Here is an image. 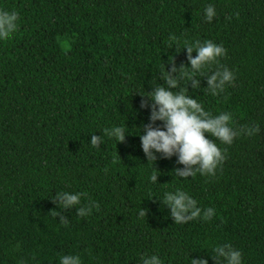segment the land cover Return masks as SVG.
<instances>
[{
    "label": "trees",
    "instance_id": "obj_1",
    "mask_svg": "<svg viewBox=\"0 0 264 264\" xmlns=\"http://www.w3.org/2000/svg\"><path fill=\"white\" fill-rule=\"evenodd\" d=\"M0 11L18 14L0 41V264H57L68 253L82 264H140L154 253L188 264L221 243L243 264H264V0H0ZM197 40L225 48L219 63L235 79L213 97L200 77L188 93L213 115L232 113L235 127L256 121L261 131L220 145L215 175L179 178L175 156L148 162L141 150L149 109L139 92L164 83L168 57L187 65L183 42ZM113 124L129 130L124 141L89 144ZM176 188L214 207L213 217L175 224L159 198ZM59 191L86 193L81 205L98 208L78 217L51 200Z\"/></svg>",
    "mask_w": 264,
    "mask_h": 264
},
{
    "label": "clouds",
    "instance_id": "obj_2",
    "mask_svg": "<svg viewBox=\"0 0 264 264\" xmlns=\"http://www.w3.org/2000/svg\"><path fill=\"white\" fill-rule=\"evenodd\" d=\"M202 15L205 21L211 22L216 16L214 6L210 3L205 5ZM17 19L18 14L15 11H0V41L10 38L18 27ZM169 40L173 45L176 43L175 37H169ZM170 48L175 50L174 47ZM182 49L185 50L188 64L177 67L173 56L171 60L168 57L170 67L166 68L162 62L158 68L164 83L151 81L154 85L151 91H145L147 94L139 92L142 97L147 98V102L141 100V108L149 109V122L143 124L142 130L139 129L136 134L139 135L140 147L148 162H154L157 154L161 158L175 156L176 163L184 166L173 170L177 177H195L197 174L213 176L225 159V150L220 145H231L234 139L240 136L253 137L261 129L256 121L235 127L232 113L221 111L213 115L196 97L188 93L186 86L189 83L193 90L200 89V77L206 78L203 93L213 97L224 93L233 83L234 73L219 63V59L225 55V48L211 40H197L191 43L184 41ZM193 51L195 56L192 55ZM213 65L215 70H212ZM157 121L161 124L157 125ZM127 131L129 130L121 124H113L103 128L101 136L91 135L89 144L94 148L98 147L105 138L114 140L117 144L124 141ZM157 176L156 173H151L148 181L158 183ZM84 196L86 193L79 191H59L55 192L51 200L63 210L74 207L78 217H86L91 214L93 208H98V204L90 200L81 205V197ZM159 199L168 208L175 224H183L197 218L207 221L216 211L214 207H199L197 201L180 188L165 191ZM145 213L146 209L140 207L137 215L143 217ZM63 219L61 216L60 220ZM207 253V257L189 255L188 264H208V257L216 264H243L240 250L228 243L215 245ZM57 264H82V261L79 254L68 253L60 255ZM140 264H163V261L154 253L142 256Z\"/></svg>",
    "mask_w": 264,
    "mask_h": 264
}]
</instances>
